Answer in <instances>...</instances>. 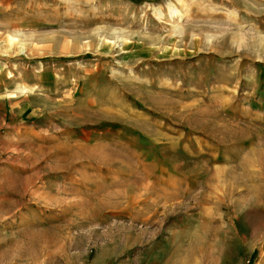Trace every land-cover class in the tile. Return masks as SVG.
Segmentation results:
<instances>
[{"label":"rangeland","instance_id":"obj_1","mask_svg":"<svg viewBox=\"0 0 264 264\" xmlns=\"http://www.w3.org/2000/svg\"><path fill=\"white\" fill-rule=\"evenodd\" d=\"M0 264H264V0H0Z\"/></svg>","mask_w":264,"mask_h":264}]
</instances>
